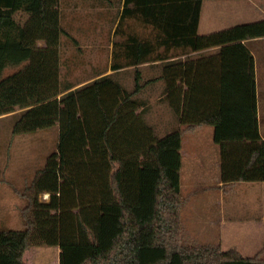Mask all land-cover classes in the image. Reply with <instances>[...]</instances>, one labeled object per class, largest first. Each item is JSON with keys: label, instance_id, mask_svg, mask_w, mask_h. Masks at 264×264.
Here are the masks:
<instances>
[{"label": "trees", "instance_id": "obj_1", "mask_svg": "<svg viewBox=\"0 0 264 264\" xmlns=\"http://www.w3.org/2000/svg\"><path fill=\"white\" fill-rule=\"evenodd\" d=\"M55 1L0 0V116L9 114L13 136L59 127L44 165L23 188L13 187L23 200L19 264H27L31 246H57L59 264H264L234 249L183 243L180 178L182 135L207 124L220 146L222 182L264 181L255 59L240 41L264 36V20L205 37L235 41L212 55L221 67L219 92L209 91L213 82L186 80L182 105L171 104L179 125L159 135L147 122V99L137 96L151 83L139 69L131 89L112 75L61 85L60 43L69 34ZM202 2H194L196 25ZM20 9L30 13L24 24L14 16ZM8 68L17 69L5 75ZM112 86L120 93L106 103ZM164 94L169 100L168 87ZM87 185L93 192L84 198ZM45 193L49 199H40Z\"/></svg>", "mask_w": 264, "mask_h": 264}, {"label": "crops", "instance_id": "obj_2", "mask_svg": "<svg viewBox=\"0 0 264 264\" xmlns=\"http://www.w3.org/2000/svg\"><path fill=\"white\" fill-rule=\"evenodd\" d=\"M234 1L243 2L226 5L203 0L199 24L196 25L195 0H56L53 8L59 13L60 25L69 34L62 37L60 48L68 45L80 51V54L86 50V56L88 51L93 54L99 50L105 57L103 68L94 69L89 77L77 78V83L70 81L67 84L76 88L102 76L112 75L131 89L138 77L136 69H139L141 79L151 82L147 86L151 97L148 104L150 125L159 135L165 134L179 125L171 104H177L180 99L179 104L182 105L183 96L187 94L186 80L196 78L213 82L215 87L209 91L219 92L221 67L218 59L212 55L222 46L235 41L213 43L206 41L205 37L238 25L264 20V17L257 21L252 19L254 4L258 7L254 3L256 0ZM215 8L218 13L226 8L225 14H210ZM258 8L257 14L264 15V7ZM14 16L24 24L30 13L20 9ZM223 19L224 27L221 24ZM215 23L218 25L215 26ZM240 41L249 47L254 56L257 85L258 65L264 67V36H251ZM252 43L257 44L252 46ZM38 45L44 47L45 42L40 41ZM113 63L124 67L112 69ZM125 79L132 82L131 87L123 83ZM165 87H168L169 100L163 99ZM256 99L259 130L264 140V89H256ZM158 105L163 107V112L157 111ZM7 115H1L0 119L10 118ZM154 116H157L155 121ZM184 128L181 126L182 130ZM181 155L185 169L184 175H180L185 199L181 215L183 217L186 207L190 210L188 222L193 223L188 226L190 239L202 241L203 244L214 242L212 244L219 245L224 251L234 249L244 258L258 256L264 261V181L222 182L220 146L214 141L211 125L185 130ZM186 173L191 178L185 182ZM186 186L188 193H185ZM255 193L259 196H246ZM44 195L48 200L50 195ZM201 215L207 220L204 223L216 226L213 238L204 231L198 232ZM194 218L197 220H192ZM194 227L197 234L192 231Z\"/></svg>", "mask_w": 264, "mask_h": 264}, {"label": "rangeland", "instance_id": "obj_3", "mask_svg": "<svg viewBox=\"0 0 264 264\" xmlns=\"http://www.w3.org/2000/svg\"><path fill=\"white\" fill-rule=\"evenodd\" d=\"M214 0L215 4H242L243 1H234V0ZM211 2V1H207ZM207 3L205 10L208 13ZM258 5V7H264V0H256L254 1ZM255 6L253 8V16L252 19L257 21L264 17L262 13H258L259 8ZM240 8V7H238ZM226 11V8H224ZM215 11L212 9L210 14H220L224 13ZM229 20V18H227ZM253 21V20H252ZM225 19L222 20L221 24L225 26ZM218 25L215 23V26ZM217 33V32H214ZM212 33V34H214ZM262 42V41H260ZM264 42V41H263ZM257 43H252V46H256ZM39 46V45H38ZM42 47V46H40ZM60 59L61 65L58 73V80L61 81V85L67 83H74L77 78H86L92 75V72L96 68H103L104 64V56L101 51L97 50L92 54V51H88V56L85 55L86 50H82V54L80 51H76L75 48H70L68 45H65L60 49ZM95 62L94 64H89V62ZM99 62V63H97ZM258 81L257 88L262 90L264 89V67L262 64L258 65ZM17 68H8L5 71V75L11 74ZM55 78L54 76L51 79ZM68 78L70 80H68ZM55 82V81H53ZM123 83L131 87L132 82L128 81V79L123 80ZM134 84V83H133ZM120 90L116 86L109 87L105 89L103 92V99L107 103L111 101L113 97H117L119 95ZM139 98L147 99L149 104V99L151 98L149 95V89L147 88L143 92L137 95ZM152 101L154 103L155 97L153 96ZM160 110H159V109ZM158 112H163L164 109L161 106H157ZM155 114V113H154ZM157 116H154L153 121H155ZM147 122L150 123L149 113L147 114ZM12 120L8 119H0V229H7L6 232L0 233V264H19L16 255L19 254L21 250V245L23 244V223L20 215V209L23 205V200L19 198V196L15 193L13 185L18 188H23L29 181L31 180L33 173L39 167H42L46 156L56 148L57 145V134L59 132V127L57 129L51 128L48 130L38 131L36 133H27L20 135H12L11 134ZM178 127V126H177ZM181 128V127H180ZM164 133V132H162ZM163 135V134H162ZM188 164V163H187ZM42 165V166H41ZM185 169L182 167L180 171V175H184ZM185 182L189 179V174L186 173ZM191 178V177H190ZM193 184V182L191 183ZM185 193H188L187 186L185 187ZM93 192V191H92ZM90 186L87 185L84 193V198H88L90 194ZM47 195L42 194L40 199L45 200ZM248 197H258V194H246ZM87 199H85L86 201ZM196 203V201H195ZM190 217V210L186 207L183 209V217L181 215L182 223L184 226V236L185 240L183 243L194 246V245H209L212 246L214 242H210L208 244H203L202 241L196 242L194 239H190V234L188 230V226H192L190 222H188ZM206 217V216H205ZM212 219V217L210 218ZM194 221L197 218L192 219ZM201 223V228L198 230L206 232L211 238H213L214 229L216 230V226L214 227L210 223H204L207 220L201 218L199 220ZM7 225V226H5ZM194 234H197V229L195 227L192 229ZM210 234V235H209ZM204 235V234H203ZM204 237H206L204 235ZM219 246V245H218ZM220 247V246H219ZM222 250V249H221ZM59 248L55 247H47V246H31L28 247L23 253V261L27 264H31L32 262H39L42 264H52V260L55 261L54 264H59ZM224 251V250H222Z\"/></svg>", "mask_w": 264, "mask_h": 264}, {"label": "bare ground", "instance_id": "obj_4", "mask_svg": "<svg viewBox=\"0 0 264 264\" xmlns=\"http://www.w3.org/2000/svg\"><path fill=\"white\" fill-rule=\"evenodd\" d=\"M47 197V196H46Z\"/></svg>", "mask_w": 264, "mask_h": 264}]
</instances>
